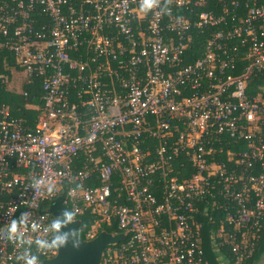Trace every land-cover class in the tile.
I'll return each instance as SVG.
<instances>
[{"label":"built area","instance_id":"2783aa9c","mask_svg":"<svg viewBox=\"0 0 264 264\" xmlns=\"http://www.w3.org/2000/svg\"><path fill=\"white\" fill-rule=\"evenodd\" d=\"M206 2L0 0V51L23 77L12 92L35 79L42 92L25 104L32 126L0 104V226L22 211L50 219L62 195L92 219L84 240L123 235L100 264L250 258L264 225V84L248 96L264 78V0L194 12ZM215 27L185 62L192 31ZM18 252L0 240V264Z\"/></svg>","mask_w":264,"mask_h":264},{"label":"clouds","instance_id":"9594fccd","mask_svg":"<svg viewBox=\"0 0 264 264\" xmlns=\"http://www.w3.org/2000/svg\"><path fill=\"white\" fill-rule=\"evenodd\" d=\"M156 7L157 0H139V8L144 13ZM160 10L162 14L167 12L164 6ZM41 183V180L34 178L30 187H39ZM48 190L53 191L54 186L49 184ZM76 215L75 209L66 207L60 215L49 214L50 219L42 217L38 221L29 211H22L19 215L13 214L8 223L0 226V240L9 241L19 249L17 264H42L41 255L60 251L69 245L77 248L82 244L80 223L73 227L78 221Z\"/></svg>","mask_w":264,"mask_h":264},{"label":"trees","instance_id":"16d2710c","mask_svg":"<svg viewBox=\"0 0 264 264\" xmlns=\"http://www.w3.org/2000/svg\"><path fill=\"white\" fill-rule=\"evenodd\" d=\"M219 0H207L206 4L195 6V13H199L202 10H214L216 13L220 12V5H218ZM240 15L245 14V10L241 9L239 12ZM191 19L194 20V14L191 15ZM217 27L211 28L210 30H205L204 32H199L196 30L192 31V42L190 48L186 51L187 57L185 62H192L201 55L202 45L206 38H208L213 32L217 31ZM246 62L238 63V69H241L245 66ZM15 66L14 57L11 53L3 50L0 51V104H6L9 106L11 113L14 117H20L24 119L25 123L32 126L36 120L38 110L26 109L25 104L40 105L41 104V81L35 79L31 85H23L24 92L27 93V96H24L21 93H15L8 89L7 81L4 78L9 79L11 77V70ZM238 74V71L235 72ZM249 90L248 96L252 97L255 95L257 86L264 84V78H253L249 80ZM80 221V238L85 239V231L90 227L92 219L88 216H79ZM264 224V223H263ZM103 229L107 232H110L112 228H109L103 225ZM206 255L212 259L214 253L210 249H204ZM264 255V225L260 231V237L257 242V246L253 254L245 260L243 264H256L260 258ZM213 262V261H212ZM214 264V262H213Z\"/></svg>","mask_w":264,"mask_h":264},{"label":"water","instance_id":"95a60500","mask_svg":"<svg viewBox=\"0 0 264 264\" xmlns=\"http://www.w3.org/2000/svg\"><path fill=\"white\" fill-rule=\"evenodd\" d=\"M65 208L63 196L59 195L50 202L48 211L51 215L58 216ZM79 223L80 221L78 220L73 224V227ZM122 238V234L112 236L101 231L92 240L86 241L80 238L82 244L79 247L73 248L69 245L57 251L53 258L44 260L42 264H100L104 247L115 244Z\"/></svg>","mask_w":264,"mask_h":264},{"label":"rangeland","instance_id":"374dc122","mask_svg":"<svg viewBox=\"0 0 264 264\" xmlns=\"http://www.w3.org/2000/svg\"><path fill=\"white\" fill-rule=\"evenodd\" d=\"M22 81H23V77L19 73L13 71L11 77L7 79L8 89L10 91H20ZM256 264H264V255L260 258V260Z\"/></svg>","mask_w":264,"mask_h":264}]
</instances>
